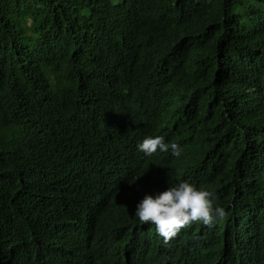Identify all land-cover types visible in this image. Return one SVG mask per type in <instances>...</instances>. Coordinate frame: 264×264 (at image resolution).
I'll return each instance as SVG.
<instances>
[{"label":"trees","instance_id":"16d2710c","mask_svg":"<svg viewBox=\"0 0 264 264\" xmlns=\"http://www.w3.org/2000/svg\"><path fill=\"white\" fill-rule=\"evenodd\" d=\"M263 91L264 0H0V264L56 229L73 250L80 202L87 264H264ZM149 136L180 156L146 157ZM192 177L226 214L165 246L136 206Z\"/></svg>","mask_w":264,"mask_h":264},{"label":"clouds","instance_id":"9594fccd","mask_svg":"<svg viewBox=\"0 0 264 264\" xmlns=\"http://www.w3.org/2000/svg\"><path fill=\"white\" fill-rule=\"evenodd\" d=\"M176 42L169 38L160 40L154 44L151 49V66L153 75L159 74L167 68V64L174 56ZM166 55V56H164ZM159 59H161L160 64ZM160 68V69H159ZM170 80L168 75L160 79L162 85L167 90L172 87L166 85L165 80ZM259 97V96H257ZM138 151L146 157L153 156L157 152L165 153L169 150L173 156L179 157L181 148L177 143H165L162 136H149L143 139L137 145ZM196 183L195 178L189 179V182H180L176 186L168 187L167 190L158 192L155 195H145L137 204L135 217L138 218L140 225L151 224L156 233L162 238L165 246L179 235L182 229L191 226L193 223H200L211 227L214 219L225 216L223 207L216 206L215 201L218 197L215 193L208 190H198L193 186ZM99 212L88 210L82 212V202L73 210L70 220L67 222V229L70 235V241L74 249L66 252L63 249L68 243L61 238L58 229L39 239L35 245H24L17 243L6 249L5 255L12 264H20L22 259H36L46 252L50 256V264H63L67 260H72L75 264H87L82 256L83 246L79 243L80 235L83 231L89 229L99 219ZM9 231H4L1 236H9ZM57 252H62L57 255ZM129 264H134L129 262Z\"/></svg>","mask_w":264,"mask_h":264},{"label":"rangeland","instance_id":"374dc122","mask_svg":"<svg viewBox=\"0 0 264 264\" xmlns=\"http://www.w3.org/2000/svg\"><path fill=\"white\" fill-rule=\"evenodd\" d=\"M112 1L115 2V3L118 2V0H112ZM160 40H162V38H157L156 42H160ZM177 41H178V39H177ZM164 56H166V55H164ZM160 60L161 59H159V63L158 64H160V62H162ZM263 94H264V91H263ZM255 105H256V108H258L260 112L264 113V100L263 99H258L257 98L256 101H255Z\"/></svg>","mask_w":264,"mask_h":264}]
</instances>
